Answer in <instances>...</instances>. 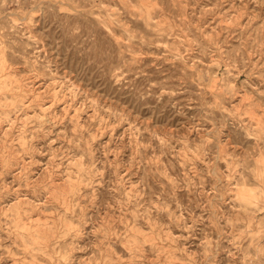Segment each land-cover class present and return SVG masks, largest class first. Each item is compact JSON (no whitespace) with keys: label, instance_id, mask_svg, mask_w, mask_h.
Returning <instances> with one entry per match:
<instances>
[{"label":"rangeland","instance_id":"374dc122","mask_svg":"<svg viewBox=\"0 0 264 264\" xmlns=\"http://www.w3.org/2000/svg\"><path fill=\"white\" fill-rule=\"evenodd\" d=\"M0 264H264V0H0Z\"/></svg>","mask_w":264,"mask_h":264}]
</instances>
